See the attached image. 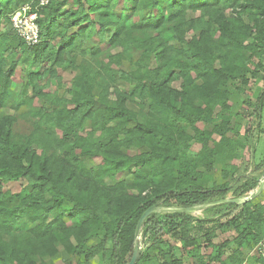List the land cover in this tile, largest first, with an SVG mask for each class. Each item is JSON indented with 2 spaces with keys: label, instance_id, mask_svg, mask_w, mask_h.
I'll use <instances>...</instances> for the list:
<instances>
[{
  "label": "trees",
  "instance_id": "1",
  "mask_svg": "<svg viewBox=\"0 0 264 264\" xmlns=\"http://www.w3.org/2000/svg\"><path fill=\"white\" fill-rule=\"evenodd\" d=\"M31 1L0 0V111H8L0 112V183L22 182L16 192L0 187V264H45L34 255L56 254L57 242L72 257L127 264L148 207L225 199L232 180H243L241 166L227 163L245 146L230 97L262 67L264 0H50L38 14L39 42L29 45L10 16ZM59 69L75 74L57 95ZM22 106L32 120L26 134L14 130ZM96 156L99 164H85ZM129 168L130 183L115 179ZM230 204L235 236L215 256L197 241L212 246V226L193 232L186 212H154L135 264H184L172 239L197 264H243V248L264 240V202Z\"/></svg>",
  "mask_w": 264,
  "mask_h": 264
},
{
  "label": "rangeland",
  "instance_id": "2",
  "mask_svg": "<svg viewBox=\"0 0 264 264\" xmlns=\"http://www.w3.org/2000/svg\"><path fill=\"white\" fill-rule=\"evenodd\" d=\"M119 7L117 8V11ZM229 12V11H228ZM197 13H188V17L196 16ZM4 26V24H3ZM1 28V26H0ZM7 28V27H5ZM10 31V30H9ZM137 54V53H135ZM257 58H254L256 61ZM262 67L258 69L255 76H250L247 83L241 84L237 83L235 87H240L239 90H232V96L230 97V104L233 105L234 113H233V124H239V134L241 140L244 142V148L241 150L238 158L227 161L228 164L231 165H240V173H242L243 180L236 184L233 182L230 185V190L225 195V199L231 200L236 198H243L249 196V194L253 193V196L250 199H253V202H264V59L261 60ZM151 65L156 66L157 62L152 58ZM124 69H133V67L128 64H123ZM61 78H62V86L55 87L57 95L62 94L65 89L71 87L72 78L74 76V72L70 69H59L58 70ZM15 79H18V76H15ZM179 78H176L172 82V86L175 88H179L180 86ZM118 86L122 88V90H128V86L123 83H118ZM29 96H32L30 89L28 91ZM263 95V98L258 101L257 95ZM245 101L249 103L246 104ZM260 101H262L260 103ZM38 103V102H37ZM260 103V104H259ZM127 107L138 112L139 107L133 102H127ZM26 111V107L22 106L17 113V120L14 124V130L17 133L26 134L30 132L32 129V120L29 117H22L19 113H23ZM1 113L8 112L6 109L1 110ZM140 121H142L141 115L138 117ZM200 128H211L212 126L198 124ZM86 128L88 126L86 125ZM188 131L191 132V129L188 127ZM199 146L194 144L192 146V150H197ZM141 149H131L128 152L130 154H136L141 152ZM101 162V158L99 156L93 157L85 161L87 166H94ZM220 164H216L212 174L216 181L220 180ZM230 175V174H229ZM231 176V175H230ZM115 179L125 180L130 183L132 179V169L129 168L125 171L119 172L115 175ZM105 181L110 184L113 180L108 178ZM22 182H4L0 183L1 190L3 191H12L16 192L20 189ZM249 188V189H248ZM248 189V190H247ZM247 190V191H245ZM241 193V194H239ZM239 194V195H238ZM217 199V198H215ZM213 199V200H215ZM249 199V200H250ZM212 202V200L207 201L206 203ZM204 203V204H206ZM230 203L226 202L222 204H212L199 209H196L192 212H186V216L191 218L190 223L187 225L188 230H192L193 232L200 231L198 228H208L210 226L213 227L214 233L216 236L213 239V245L207 246L204 243L203 237H198L197 241L201 243V253L202 254H210L211 256H215L218 253V247L224 241H232L235 236L234 229L230 223L229 213L234 209V206ZM240 204V203H239ZM164 208H180L179 206L172 204L170 206H163ZM174 211H157L156 216L158 218H163L165 213H170ZM228 215V216H226ZM197 219H205L206 221L202 225H198ZM66 222L69 225H73V221L66 218ZM199 226V227H198ZM98 242V239H92L89 241V245H95ZM141 242V243H140ZM171 244L174 246V252L176 255L183 261L184 264H197L194 259L189 258L186 255V248L181 247L179 245V241H175L172 239ZM232 243L230 242V245ZM139 245L140 247H144L145 238L139 235ZM57 252L56 254L49 256H36L34 255V260L37 263L44 262L45 264H100V255L99 253H95L90 259L85 260L83 256L72 257L70 254H67L60 243H56ZM242 256L244 259L243 264H262L257 260L258 255H264V240L257 243L251 244L249 247H245L242 250ZM211 264H218L217 261H213Z\"/></svg>",
  "mask_w": 264,
  "mask_h": 264
},
{
  "label": "built area",
  "instance_id": "3",
  "mask_svg": "<svg viewBox=\"0 0 264 264\" xmlns=\"http://www.w3.org/2000/svg\"><path fill=\"white\" fill-rule=\"evenodd\" d=\"M50 0H32L22 5L10 16L11 27L26 44L34 45L39 42L38 14Z\"/></svg>",
  "mask_w": 264,
  "mask_h": 264
},
{
  "label": "water",
  "instance_id": "4",
  "mask_svg": "<svg viewBox=\"0 0 264 264\" xmlns=\"http://www.w3.org/2000/svg\"><path fill=\"white\" fill-rule=\"evenodd\" d=\"M252 196H253V193L243 198H236V199H231V200L220 199V200L212 201L206 204L194 205V206H189V207H180V208H164L160 206V203H155L151 205L140 215L137 221L135 233H134L133 250H132L130 260L128 261L127 264H135L140 255L139 235H140V231H141V228H142V225L145 219L150 214L157 212V211L192 212V211H195L196 209H199V208H202L208 205H212V204H220V203H226V202L242 203V202L249 200Z\"/></svg>",
  "mask_w": 264,
  "mask_h": 264
}]
</instances>
